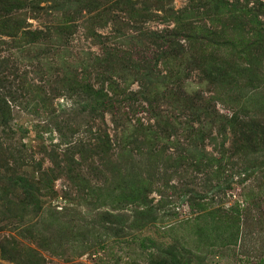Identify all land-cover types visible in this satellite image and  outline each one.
Masks as SVG:
<instances>
[{
  "label": "rangeland",
  "instance_id": "374dc122",
  "mask_svg": "<svg viewBox=\"0 0 264 264\" xmlns=\"http://www.w3.org/2000/svg\"><path fill=\"white\" fill-rule=\"evenodd\" d=\"M24 2L19 33L0 17V79L30 94L0 124V264H264V0ZM149 81L158 113L141 100L103 116L73 90ZM230 165L243 175L227 179ZM129 169L158 210L133 234L154 241L146 251L127 235L136 208L117 203ZM12 172L39 208L23 210ZM101 213L120 216L118 235Z\"/></svg>",
  "mask_w": 264,
  "mask_h": 264
},
{
  "label": "trees",
  "instance_id": "16d2710c",
  "mask_svg": "<svg viewBox=\"0 0 264 264\" xmlns=\"http://www.w3.org/2000/svg\"><path fill=\"white\" fill-rule=\"evenodd\" d=\"M258 4H259V8H257L258 10L263 8L264 3L258 2ZM237 5L238 4H234V7L236 6L235 8H238ZM24 7H26L24 0H0V17L2 15H7L9 19L8 23L11 24L12 29L16 32L18 28V21L17 22L15 21L16 20L15 14L17 13V11H19L20 9ZM245 8H246L245 6H243V8H238L239 11H241V13L236 15L237 24L239 27L242 24L241 18L245 16V11H244ZM17 33H19V31ZM137 67L138 66H134L133 70H140V69H137ZM128 68H132V67H128ZM7 69H5L3 66L0 69V73L10 74V71ZM143 69H146V67H144ZM101 79L105 81V79H108V78H105V79L101 78ZM5 80H6L5 76H3L0 79V120H2L0 124H2L3 128L9 129L10 124L12 123V121H14V116L11 111L12 107L13 106L20 107L23 105L22 102H25L27 105H29V103L26 101V97L29 96L30 94H28L27 92H23L19 94L17 92H13L11 88L10 89L8 88L9 86L6 85L7 82ZM111 83L113 84H109L108 93L106 92V90H104V88L100 90H95L92 86L90 88L87 85H81L79 87L74 88L73 90L78 91L81 94L83 93L85 97L89 98V100L94 98L91 104H86V105L91 107L93 112L100 113V115H103V116L109 113L114 117L117 114V110L119 111L120 109L122 110L126 109L130 113H135L137 110V107H136L137 103L139 101L141 102V100H146L150 107L154 106L157 113L160 111L159 107H157L158 101L156 100V96L154 94V89H153V87L156 86L157 81L152 86L150 85L151 82L147 85L141 86L143 87V90L137 91V92H129V91L127 92V88L130 86L129 83H127L126 88H121L119 84L117 83L114 84L115 82H111ZM83 84H85V82H83ZM21 90L24 91L28 89L24 87V88H21ZM110 93L111 94L113 93V97L110 96ZM24 109H27V108H24ZM29 109L30 108H28V111H30ZM162 118L163 117L158 116V120ZM227 122L231 123L229 121ZM238 122H241V121H238ZM245 127L253 130L251 123L246 124ZM56 131L60 133L59 130H56ZM103 141H104V144L100 146L101 150L98 151L99 153H94V157L99 158L102 162H106L105 161L106 159L110 161L112 158H114V154H112V157L109 154V151L111 149L110 141H105V140ZM91 151L92 150L90 149L89 152ZM112 151H113V148H112ZM93 152L95 151L93 150ZM224 154L225 152L223 153V155ZM230 168H231V172L227 176V179L231 177L234 178V177L243 175L242 173H237L236 175V172L232 171L233 166L230 165ZM130 171L131 173H133L135 170L129 169V171H126L124 173L126 177L122 173L117 174V177H120L122 175L120 180H123L122 183H120V181L117 182V192L119 193L121 192L119 194V199H117L118 201L117 203H121L123 205L126 204V205H129L130 207L136 208V209L133 208V210H131V213L135 214L132 217H130L128 214L125 215L128 218H134L137 220V222L136 221L131 222V224L135 225V229L132 233L130 234L127 233V235L131 237L133 242L134 241L139 242V240H141L139 247L141 250L146 251L151 246L156 245L154 241L148 240V239H140L141 238L140 234L138 236H135L133 234L137 230L141 231L145 229L146 227L154 224L159 219L157 215L158 210H157V207L153 206V200H150L148 197V195L151 193L152 190H150L149 188L147 189L144 188V184L146 183L145 180L143 181V180L130 179L132 175ZM8 175L10 174L8 173ZM11 177L8 179L7 187L8 188L12 187V189L14 188L16 190H20L23 193V196H25V199H27L26 201L27 205L25 206L23 210L29 211V208L32 207V205L33 206L38 205L37 208H39V201H38V195H37L38 189L36 188V185L30 179L28 180L25 179L22 175L13 173ZM35 199L37 200L34 202ZM119 217H120L119 215L116 216L112 213L111 214L101 213V214H98L97 219L95 221L97 225L99 226L100 225L104 227L108 226V229L110 230V232L114 233L115 231L116 235H118L117 230L112 226L116 224L114 219H118ZM229 221H231V218L228 215H226L225 222H229ZM127 228H128V231L132 229L129 226ZM121 233L125 234L124 230ZM156 247L158 248L159 246H156ZM6 253L11 254L12 249H10V251ZM163 262L164 261L160 262V264H166L165 262L164 263Z\"/></svg>",
  "mask_w": 264,
  "mask_h": 264
}]
</instances>
